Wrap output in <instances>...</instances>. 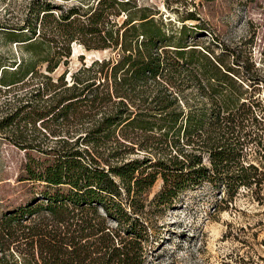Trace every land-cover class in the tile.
<instances>
[{
  "label": "trees",
  "instance_id": "1",
  "mask_svg": "<svg viewBox=\"0 0 264 264\" xmlns=\"http://www.w3.org/2000/svg\"><path fill=\"white\" fill-rule=\"evenodd\" d=\"M29 4L19 24L0 25L19 48L0 55V88L34 85L5 99L0 119L26 152L18 180L30 184L0 216V264H144L146 203L160 210L204 181L229 201L261 188L264 73L249 57L198 48L185 24L169 33L129 0H78L56 15L50 1ZM72 41L118 57L53 80ZM135 148L147 154L123 157Z\"/></svg>",
  "mask_w": 264,
  "mask_h": 264
},
{
  "label": "rangeland",
  "instance_id": "2",
  "mask_svg": "<svg viewBox=\"0 0 264 264\" xmlns=\"http://www.w3.org/2000/svg\"><path fill=\"white\" fill-rule=\"evenodd\" d=\"M30 1L0 0V25L19 24ZM43 1L52 3L54 15L78 3V0ZM89 1L95 5L96 0ZM129 5H136L129 12H153L169 33L185 24L186 34L194 37L198 48L209 47L215 53L224 48L235 51L240 59L249 57V62L264 73V0H129ZM126 13L120 12L115 20L121 23ZM70 50L67 63H60L50 73L53 80L65 72L64 80L71 83V73L82 63L89 65L95 59L118 57L117 49L87 50L79 41H72ZM0 55L17 57L19 48L0 38ZM245 64L248 66L247 61L240 62L241 66ZM33 86L0 88V119L11 110L10 105L4 104L5 99L15 93H26ZM256 95L264 101L262 88ZM188 97L193 98L190 94ZM9 129L0 131V216L30 197V184L18 180L27 160L26 152L6 138L11 136ZM145 154L135 148L123 157ZM161 186L162 180L158 178L148 200ZM226 192L225 187L204 181L180 192L171 205L160 210L146 203L150 235L144 242V264H264V182L260 189L240 187L231 201L227 200Z\"/></svg>",
  "mask_w": 264,
  "mask_h": 264
}]
</instances>
